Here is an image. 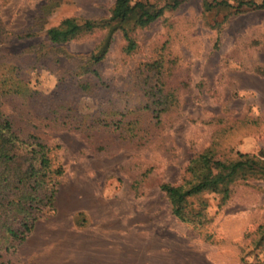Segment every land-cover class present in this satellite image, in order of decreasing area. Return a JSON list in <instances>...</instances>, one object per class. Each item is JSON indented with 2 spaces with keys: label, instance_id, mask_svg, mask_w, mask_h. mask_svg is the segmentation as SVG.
Returning a JSON list of instances; mask_svg holds the SVG:
<instances>
[{
  "label": "rangeland",
  "instance_id": "rangeland-1",
  "mask_svg": "<svg viewBox=\"0 0 264 264\" xmlns=\"http://www.w3.org/2000/svg\"><path fill=\"white\" fill-rule=\"evenodd\" d=\"M141 1L159 8L171 2ZM205 1L182 0L148 26L129 31L136 43L130 52L122 32H113L94 65L99 86L85 92L78 88L82 70L108 33L102 22L114 0H0V58L16 66L32 89L73 99L95 119L100 111L136 119H143L140 113L161 115L139 121L133 142L106 130L88 140L78 131L40 124L41 137L58 144L64 172L53 210H45L4 259L86 264L90 253L110 255L106 245L141 235L135 239L142 247L155 242L184 248L189 242L237 264H264L263 179L235 181L225 200L214 192L189 198L192 209L198 199L206 203L200 222L173 216L160 189L165 182L184 183L188 165L200 155H206L211 176L235 171L238 153L264 159V9L223 0L229 6L208 10ZM67 17L99 25L69 42L49 43L47 29ZM156 61L161 70L153 67Z\"/></svg>",
  "mask_w": 264,
  "mask_h": 264
},
{
  "label": "trees",
  "instance_id": "trees-1",
  "mask_svg": "<svg viewBox=\"0 0 264 264\" xmlns=\"http://www.w3.org/2000/svg\"><path fill=\"white\" fill-rule=\"evenodd\" d=\"M170 1V4L159 8L148 1L114 0L110 17L102 22L104 27H108V33L89 53L79 90H97L101 77L94 65L103 59L113 32L119 29L126 40V51L134 50L136 43L129 31L148 26L166 8H175L182 0ZM221 4L228 5L223 0L205 1L208 10ZM238 5L249 10H263L264 0H240ZM98 25L97 21L90 19L80 22L73 17L63 18L58 25L47 29L46 39L53 45L63 44ZM153 67L161 70L162 63L156 61ZM15 69L16 66L0 58V264H11L3 256L15 252L45 210H53L55 186L64 172V166L56 155L58 144L49 143L41 137L37 129L40 124L75 130L88 140L93 138L95 131L106 130L116 133L124 141L133 142L138 138L139 121L150 114L151 120L149 118L147 122L161 118L159 113L155 116L150 112H147L148 115L140 113L143 119H136L122 112L107 114L100 111L95 119L90 113L80 112L73 99L32 89ZM162 98L158 99L162 101ZM236 163V170L229 175L211 176L207 170L206 155H200L188 165L190 175L184 183H162L160 189L170 204L173 216L182 221L200 222L205 218L206 203L198 199L199 207L192 209L189 198H200L204 192H214L221 194L222 200H225L229 196V186L235 181L249 178L264 180V159L261 155L238 153Z\"/></svg>",
  "mask_w": 264,
  "mask_h": 264
},
{
  "label": "crops",
  "instance_id": "crops-1",
  "mask_svg": "<svg viewBox=\"0 0 264 264\" xmlns=\"http://www.w3.org/2000/svg\"><path fill=\"white\" fill-rule=\"evenodd\" d=\"M135 237L140 238L141 235H132V239L127 240L128 243H122L119 239L115 244L106 245L110 255L105 251H102L103 255L101 256L90 253L91 256L86 257V264L89 262L91 264H237L235 259L230 261L222 259L219 256H214L213 252L198 248L189 242L183 245L184 248H180L179 244L155 245V242L148 240L151 243L142 247L139 244L141 241L136 240ZM100 247L104 248L105 246L100 245Z\"/></svg>",
  "mask_w": 264,
  "mask_h": 264
}]
</instances>
